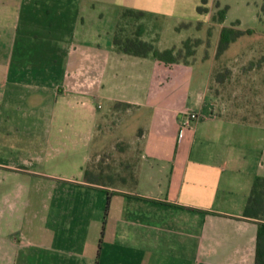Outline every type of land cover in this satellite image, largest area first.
<instances>
[{
    "label": "crops",
    "instance_id": "obj_1",
    "mask_svg": "<svg viewBox=\"0 0 264 264\" xmlns=\"http://www.w3.org/2000/svg\"><path fill=\"white\" fill-rule=\"evenodd\" d=\"M163 2L178 0H0V264H254L242 214L264 177V116L222 115L212 71L95 29L100 10ZM187 112L202 117L182 128ZM117 114L116 129L142 120L94 148Z\"/></svg>",
    "mask_w": 264,
    "mask_h": 264
},
{
    "label": "rangeland",
    "instance_id": "obj_2",
    "mask_svg": "<svg viewBox=\"0 0 264 264\" xmlns=\"http://www.w3.org/2000/svg\"><path fill=\"white\" fill-rule=\"evenodd\" d=\"M262 1L178 0L173 6L163 2L160 12H134L135 15L130 13L124 16L123 13L127 10H123L117 21L111 19L112 12L109 9L100 10L95 29L100 34L115 29L117 38L122 40L135 38L138 36L137 31H140L141 37L160 51L183 48V42L188 39L199 40L194 55L188 60L192 70L190 75L206 77L212 71L210 93L216 99V108L222 115L258 120L264 116V15L260 13ZM224 8L226 12L223 21L214 20L212 16ZM232 25L243 33L230 42L225 50L217 53L222 27ZM114 45L116 50L121 46ZM187 77L189 76H185L182 81ZM139 115L130 117L124 124L125 128L121 129L114 128L117 123L113 121L116 119L118 122L120 118L117 117L126 119V115H115L108 126H101L100 133L104 132V135L102 139L95 140L98 145L94 148L110 144L119 133L124 137L132 134L136 120H142Z\"/></svg>",
    "mask_w": 264,
    "mask_h": 264
},
{
    "label": "trees",
    "instance_id": "obj_3",
    "mask_svg": "<svg viewBox=\"0 0 264 264\" xmlns=\"http://www.w3.org/2000/svg\"><path fill=\"white\" fill-rule=\"evenodd\" d=\"M226 9L219 10L217 14H214L212 18L222 22ZM133 13L129 10L123 13L127 15ZM260 13L264 15V0L260 6ZM238 21H236V24ZM247 33L249 31H246ZM140 33V31H138ZM243 31L231 27H222L217 46V53L222 52L227 48L230 42L238 38ZM114 43L121 45L118 49L121 51L138 57H144L151 53L152 56L159 62L165 65H171L175 63L188 64V60L195 53V48L200 43L199 40H191L183 42V48L175 50L173 48L160 51L155 49L152 44L143 41L139 38V35L135 38L120 39L117 36L114 38ZM128 106V104H123ZM242 120H248L242 118ZM86 178L89 177V169L85 171ZM244 219L255 221L258 225L256 236V249L254 264H264V177H256L252 183L250 193L248 195L243 214Z\"/></svg>",
    "mask_w": 264,
    "mask_h": 264
},
{
    "label": "built area",
    "instance_id": "obj_4",
    "mask_svg": "<svg viewBox=\"0 0 264 264\" xmlns=\"http://www.w3.org/2000/svg\"><path fill=\"white\" fill-rule=\"evenodd\" d=\"M201 114L198 112H187L184 114V118L182 119V128H188L193 121H197L201 118Z\"/></svg>",
    "mask_w": 264,
    "mask_h": 264
}]
</instances>
